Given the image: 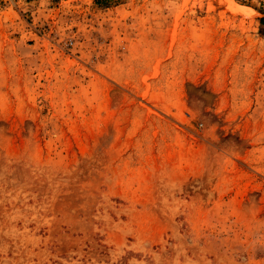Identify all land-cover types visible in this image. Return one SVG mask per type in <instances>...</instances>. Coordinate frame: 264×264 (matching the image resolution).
<instances>
[{
  "label": "rangeland",
  "instance_id": "obj_1",
  "mask_svg": "<svg viewBox=\"0 0 264 264\" xmlns=\"http://www.w3.org/2000/svg\"><path fill=\"white\" fill-rule=\"evenodd\" d=\"M0 264H264V0H0Z\"/></svg>",
  "mask_w": 264,
  "mask_h": 264
},
{
  "label": "trees",
  "instance_id": "obj_2",
  "mask_svg": "<svg viewBox=\"0 0 264 264\" xmlns=\"http://www.w3.org/2000/svg\"><path fill=\"white\" fill-rule=\"evenodd\" d=\"M97 1H99V2L101 1V2H102V1H104V0H97ZM106 1H108V0H106Z\"/></svg>",
  "mask_w": 264,
  "mask_h": 264
}]
</instances>
